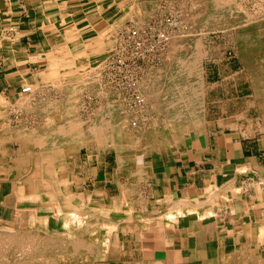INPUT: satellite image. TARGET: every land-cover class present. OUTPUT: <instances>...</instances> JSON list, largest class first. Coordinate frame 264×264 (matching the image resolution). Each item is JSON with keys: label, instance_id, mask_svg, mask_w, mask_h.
I'll return each instance as SVG.
<instances>
[{"label": "crops", "instance_id": "crops-1", "mask_svg": "<svg viewBox=\"0 0 264 264\" xmlns=\"http://www.w3.org/2000/svg\"><path fill=\"white\" fill-rule=\"evenodd\" d=\"M158 1L0 0V218L51 215L48 191L65 173L77 205L123 197L119 217H101L120 234L99 246V264H264V114L255 126L247 110L214 113L207 100L192 113L191 92L177 98L158 65L142 78L141 135L129 139L112 88L77 84L96 73L84 69L101 61L105 33L158 14ZM98 120L120 126L96 133Z\"/></svg>", "mask_w": 264, "mask_h": 264}, {"label": "rangeland", "instance_id": "rangeland-1", "mask_svg": "<svg viewBox=\"0 0 264 264\" xmlns=\"http://www.w3.org/2000/svg\"><path fill=\"white\" fill-rule=\"evenodd\" d=\"M213 1L214 0H159L158 3L160 6H158V14L151 15L147 20H136L132 26L129 25V27H146L164 23L167 17H174L177 21V26L174 27L163 25V27L168 30L169 35L166 47L159 55L160 60L148 63L145 72L159 65L160 70L163 72L159 74L157 79L162 82V85L164 82V86L169 88L173 86L171 80L174 76L176 81L174 88L177 98L181 97L184 93L187 94V92L192 91V106H195L191 110L192 113L200 115L201 110L199 109L203 107L204 101L207 100L210 103L211 111L214 113L218 112L217 106L223 104V107L229 110V112L247 110L248 117L250 120L255 121V126L263 124L264 0H230L223 1L222 3H214ZM121 31L122 30L119 29L117 31L111 30L109 33H105L108 38L106 39L107 41H102L104 44H102L103 47L100 51L102 55H100L102 57L101 61L84 69V71L95 70L96 73L91 77L87 76L86 73L83 75L80 74V78L77 82H81L79 85L81 88L84 86L99 87L100 85H106L112 88L111 94H106V96L115 99L112 102L115 101L119 103V106L115 109L118 116L121 112H126L125 114H127V112L130 113L131 111V117L129 116L127 123L125 122V124L122 125L126 129V132L131 133L133 131L132 135H130V139H136L137 136L141 135L142 123L140 115L141 112L146 109L147 99L143 106H141L142 103L134 107L131 106L129 100H133L132 97L129 99L127 94L124 93V89L121 90L116 87L115 83V85L111 83V78L106 71L108 62L114 57L116 52L118 36ZM87 53H89V51H85L82 54L84 55ZM186 71L187 73H185ZM92 78L93 80L91 81ZM142 78L138 81L137 89L139 91L142 85ZM67 80L72 84L71 78ZM83 80H88L89 83L82 84ZM114 91L117 92L115 93ZM141 93H143V91ZM185 94L183 96L186 97ZM81 112L86 113V111L82 110ZM177 112L188 111L187 109H181ZM133 121L139 126L131 125ZM135 132H137V134ZM135 143L134 141L131 144ZM126 192V190H123V195H125ZM129 192L135 194L134 188ZM122 201L123 197H117L111 200L108 198L107 205H93V211L98 215L94 218L102 221L103 218L99 217L100 215L103 217L111 213H113V216L119 217L120 203H122ZM64 204L66 203L61 199V208L65 212L69 211L71 207H67ZM36 208L38 209V207L33 208V213L36 212ZM32 216L33 217H18L16 221H8L0 218L1 247L8 249L3 252L1 251L0 264H16L14 260L22 253L17 249H9L11 247H9L10 244L7 242V239H9L8 237H10L9 235H14V238L19 239L26 238L25 236L29 234L34 235L33 238H26V241L30 243H27V246L23 243V248L27 247L30 250L45 251L44 253L42 252L43 256L40 257V259L61 261V258H63V260L66 258L68 262L65 260L61 261L63 264L64 262H66V264H99L102 260L99 256L101 254L102 257L106 256L103 255L102 240L108 237L105 235V230L110 233L111 229H113L110 225H107L105 228L103 226L96 228L100 234H104L102 237H98L97 234L88 235L92 242L98 237L97 241H95V247L92 246L90 249L85 248L83 250L78 247V249H76L75 259L72 257V261L71 256L74 254L72 253V248H70L68 244L74 241L76 237L78 238L80 236L79 238H82L83 235L85 236L87 230L80 227L75 231V226L80 224L79 222H75V224L72 225V233L70 234L69 229L68 234L66 230L58 225V223L54 222V220L46 221L44 219L45 217H38L36 214ZM144 224H148V222L144 221ZM115 225L116 227H114L112 233L117 231V233L119 232L120 234L118 224L115 223L114 226ZM82 226L86 225L82 224ZM63 232H65V235H63ZM111 236L107 238L108 251L112 245ZM99 246L102 247L101 250ZM27 248L26 250H28ZM96 248L98 251L95 250ZM95 253L98 254L96 255ZM9 257H11V262L8 259ZM28 257L26 258V264H38L39 257H33V255Z\"/></svg>", "mask_w": 264, "mask_h": 264}, {"label": "bare ground", "instance_id": "bare-ground-1", "mask_svg": "<svg viewBox=\"0 0 264 264\" xmlns=\"http://www.w3.org/2000/svg\"><path fill=\"white\" fill-rule=\"evenodd\" d=\"M223 1H230V0H214L213 2L214 3H222ZM132 19V18H131ZM112 38V37H111ZM107 41V40H106ZM104 44V43H103ZM109 44H111V43H109ZM98 45V44H97ZM112 45V44H111ZM116 45V44H115ZM111 48V47H110ZM107 50V49H106ZM164 51V50H163ZM162 51V52H163ZM197 51V50H196ZM115 52V51H114ZM84 53V52H83ZM105 53V52H104ZM83 55V54H82ZM106 57V56H105ZM74 61V60H73ZM71 62V61H70ZM187 62V61H186ZM191 62V61H190ZM192 63V62H191ZM190 64V63H189ZM56 65V64H55ZM54 65V66H55ZM154 65V64H153ZM197 65V64H196ZM152 66V65H151ZM190 66V65H189ZM195 66V65H194ZM78 67V66H77ZM186 68H188V67H186ZM186 70V69H185ZM192 70V69H191ZM180 72V71H179ZM182 72V71H181ZM183 72H184V70H183ZM86 73V72H85ZM185 73H187V71L185 72ZM179 74V73H178ZM182 74V73H181ZM191 74H192V72H191ZM175 75V74H174ZM200 75V74H199ZM198 75V76H199ZM173 76V75H172ZM191 76V75H190ZM81 77H83V76H81ZM98 78V77H97ZM47 80H48V78H46ZM82 79V78H81ZM85 79V78H84ZM44 80V79H43ZM93 80V78L91 79V81ZM60 81V80H59ZM173 82V86L172 87H175V78H174V76H173V78H172V80H171V83ZM255 82V81H254ZM89 82H88V80H83L82 81V84H88ZM78 84V86L81 84V82H78L77 83ZM185 85H187V84H185ZM57 86V85H56ZM163 86H164V82H163ZM183 86V85H182ZM30 87V91L32 90V86H29ZM85 87V86H84ZM35 88V87H34ZM81 88V87H80ZM79 88V89H80ZM37 89V88H36ZM177 89H178V86H177ZM182 89V88H181ZM140 91H141V89H140ZM139 91V93L141 94V97H142V100H143V102H142V104H141V106H143V104H144V102H146V98H145V95L143 94V93H141ZM181 91V90H180ZM179 91V92H180ZM188 91V90H187ZM198 91V90H197ZM192 92V91H191ZM184 93V92H183ZM197 93H199V92H197ZM185 94V93H184ZM183 94V95H184ZM191 94V93H190ZM188 95V94H187ZM164 96V95H163ZM191 97V96H190ZM181 99V98H180ZM195 100V99H194ZM197 100V99H196ZM28 101H29V98H28ZM48 101V100H47ZM67 101V100H66ZM201 101V100H200ZM27 102V101H26ZM173 102V101H172ZM196 102V101H195ZM48 103V102H47ZM61 103V102H60ZM108 103V102H107ZM111 104H110V109H111V107H112V109H111V114L113 115V116H115V117H118V115H117V113H116V108L119 106V103H117V102H110ZM54 104V103H53ZM184 104L186 105V103L184 102ZM146 105V104H145ZM191 105H192V97H191ZM263 105V104H262ZM57 106H58V104H57ZM187 106V105H186ZM50 107V106H49ZM113 107H115V109L113 108ZM193 107H195V106H192V109H193ZM201 107V106H200ZM45 108H46V106H45ZM122 109V108H121ZM198 110V109H197ZM200 110V109H199ZM49 111V110H48ZM124 112V111H123ZM46 113H47V111H46ZM126 113V112H125ZM125 113H122L121 112V117H122V120H119L118 119V122H122V124H125V122L127 123V119H128V117L130 116V113H131V111H130V113H128L127 112V114H125ZM185 113V112H184ZM99 114H101V113H99ZM139 114V113H138ZM181 115V114H180ZM141 116V115H140ZM182 116V115H181ZM26 117V116H25ZM131 117V116H130ZM47 118V117H46ZM141 118V117H140ZM173 118H174V116H173ZM105 119V118H104ZM175 119V118H174ZM101 120V119H100ZM100 120H98L96 123H95V126H93V125H91L92 126V130L94 131V132H96V133H101L100 131H103L104 129H106V127H107V125L106 126H104L103 124H101L100 122ZM110 120V119H109ZM131 120V119H130ZM46 122V121H45ZM48 123V122H47ZM50 123V122H49ZM107 123V122H106ZM59 124V123H58ZM77 124H79V125H85L84 127L85 128H90V125L88 124V122L87 121H77ZM105 124V123H104ZM128 125V124H127ZM131 125H135V126H137L138 124L136 123V122H134L133 121V124H131ZM119 126H120V124L119 123H117L116 125H114V126H112V127H107L108 129L110 128V129H112V132H113V134H114V132H115V130H118V128H119ZM139 126V125H138ZM137 126V127H138ZM34 128V127H33ZM36 129V128H35ZM53 129V128H52ZM56 129V128H55ZM55 129H53V130H55ZM73 129H74V126H73ZM82 130V129H81ZM80 130V131H81ZM130 130V129H129ZM52 131V130H51ZM51 131H49L50 133H51ZM61 131V130H60ZM35 132V131H34ZM28 133H30V132H28ZM48 133V132H47ZM73 134V132H70V134ZM82 133H83V130H82ZM92 133V132H91ZM90 133V134H91ZM95 133V134H96ZM105 133H107V132H105ZM104 133V134H105ZM132 133H133V131L130 133V132H127V134H128V138L130 139V135H132ZM136 134H137V132H135ZM134 133V134H135ZM31 134H33V133H30V135ZM35 134V133H34ZM80 134V133H79ZM27 136H28V134H27ZM64 136V135H63ZM140 136V135H139ZM31 137V136H30ZM33 137V136H32ZM74 137V136H73ZM29 138V137H28ZM27 138V139H28ZM63 138V137H62ZM72 138V137H71ZM65 140H66V138H64ZM75 139V138H74ZM81 139V138H80ZM99 139V138H98ZM73 140V139H72ZM71 140V141H72ZM56 141V140H55ZM69 141V140H68ZM75 141H77V140H75ZM74 141V142H75ZM88 142V141H87ZM47 143V142H46ZM69 143V142H68ZM80 143V142H79ZM34 144V143H33ZM112 145L113 146H117V145H119V143L118 142H114L113 141V143H112ZM40 146V145H39ZM50 146V145H49ZM62 148V147H61ZM69 148V147H68ZM43 149V148H42ZM49 149V148H48ZM30 150V149H29ZM54 151V150H53ZM62 151V150H61ZM31 153V152H30ZM48 155V154H47ZM65 155V154H64ZM51 155L49 154V157H50ZM55 156V155H54ZM48 157V156H47ZM52 158V157H51ZM75 158V157H74ZM18 160V159H17ZM28 160V159H27ZM125 160V159H124ZM56 162V161H55ZM72 162V161H71ZM52 163V162H51ZM54 163V162H53ZM61 165H63V164H61ZM18 167V166H17ZM61 168V167H60ZM67 168V167H66ZM65 168V169H66ZM22 169V168H21ZM63 169V168H62ZM61 170V169H60ZM243 170V169H242ZM26 171V170H25ZM57 172V171H56ZM75 173V172H74ZM62 176H64L63 178H61L60 180H58V186H57V190L55 189V190H53V191H48V199L47 200H49V203L48 204H52L53 205V208H54V211H52L51 212V215H46V216H48V217H45L44 219L46 220V221H49V220H54V222H56V223H58V225H60L62 228H64L65 230H66V233H68V230L70 229V234L72 233V225L73 224H75V222H79L80 224H78L77 226H75L76 228L74 229L75 231L76 230H78L80 227L82 228L83 227V229H85V230H87V233H86V235L84 236L83 235V237L82 238H74V241H72L71 243L69 242V244H68V246H70V248H72V253L74 254L73 256H71V260H72V257H73V259H75V254H76V252H77V250L76 249H78V247L81 249V250H83V249H85V248H87V249H90V248H92V246L93 247H95V241H97V238L98 237H102V235H104V234H100L97 230H96V228L97 227H99V226H103L104 228L107 226V225H110V224H108L106 221H104V219H102V221H99V220H97V219H95L94 217H97L98 215L93 211V208H92V206L90 205V204H88L87 202H84L83 201V203L81 204V205H77L75 202H74V198H75V193H73L70 189H69V175L68 176H66L65 175V173H63V175ZM41 178H42V176H41ZM70 178H72V176L70 177ZM78 178V177H77ZM74 179V178H73ZM81 179V178H80ZM80 179H76V180H78V181H80ZM44 180V179H43ZM79 183V182H78ZM81 184V183H80ZM21 186V185H20ZM71 186V185H70ZM75 187V186H74ZM53 188V187H52ZM72 188V187H71ZM74 190V189H73ZM22 191H24V189L23 188H21L20 189V192L22 193ZM88 191V190H87ZM86 191V192H87ZM43 192V191H42ZM96 192V191H95ZM45 193V192H44ZM77 193V192H76ZM46 194V193H45ZM91 194V193H90ZM19 195V194H18ZM96 196V195H95ZM64 200V202L66 203V204H64V205H66L67 207H71V209L69 210V211H67V212H65L62 208H61V206H60V200ZM80 199V198H79ZM197 199V198H196ZM103 200V199H102ZM46 201V200H45ZM198 201V200H197ZM89 202V201H88ZM204 202V201H203ZM42 205V204H41ZM120 205H121V203H120ZM117 209V208H116ZM170 212V211H169ZM182 213V209L180 210V209H177V211H171L169 214H168V216L170 217L169 219H172V218H174L175 216H177L178 214H181ZM210 213V212H209ZM167 216V215H166ZM99 217H102L101 215L99 216ZM103 217H107V215H105V216H103ZM166 218V217H165ZM150 219V218H149ZM130 220V219H129ZM146 220V219H145ZM81 222H83V223H81ZM87 223V224H86ZM112 223V222H111ZM82 224L83 225H86V226H82ZM101 224V225H100ZM48 225V224H47ZM113 225V226H112ZM145 225H147V224H145ZM111 227H113V229H111V231H110V233L107 231V230H105V235H107L108 237L109 236H111V233H112V231L114 230V227H116V225L114 226V224H111L110 225ZM48 228V227H47ZM63 229V230H64ZM82 232V231H81ZM263 232V231H262ZM69 234V233H68ZM82 234V233H81ZM90 234H97V236L98 237H96L95 238V241H90V238L88 237V235H90ZM16 235V234H15ZM18 235V234H17ZM63 235H65V232H63ZM74 235V234H73ZM10 237H8L9 239H7L8 241V243L10 244L9 245V249H17V250H19V251H21L22 253H20V256H18V258L17 259H15L14 260V262L16 263V264H26V258L28 257V256H30V255H33V257H39V259H40V257H42L43 256V253L45 252H43V251H41V250H30V249H28L27 247H24L23 248V243H25V245L27 246V243H30V242H27L26 241V238H33V236L34 235H32V234H29V235H27V236H25L26 238H23V239H19V238H14V235L12 236V235H9ZM17 237V236H16ZM106 237V236H105ZM108 237H106V238H104V240H102V246H103V250H104V252H107L108 251V245H107V238ZM2 238V237H1ZM5 238V237H4ZM261 238V237H260ZM76 239V240H75ZM3 240V239H2ZM28 240V239H27ZM73 240V239H72ZM60 241V240H59ZM62 242H64V241H62ZM23 248V249H22ZM26 248L28 249V250H26ZM25 249V250H24ZM5 250H8L7 248H5V247H1V242H0V253H1V251L3 252V251H5ZM95 250H97V248L95 249ZM102 250V251H103ZM57 251V250H56ZM90 251V250H89ZM43 252V253H42ZM80 252V251H79ZM93 254V253H92ZM96 255L98 254V253H95ZM64 256H66V255H64ZM61 257H62V255H61ZM10 258L11 257H9L8 259L10 260ZM29 258V257H28ZM38 259V264H63L61 261H67V259L66 258H64V260H63V258H61V261H58V260H47V259H40L39 260ZM69 260V259H68ZM33 261V260H32ZM73 261V260H72ZM75 261V260H74ZM8 262V261H7ZM10 262H11V260H10ZM36 262V261H35ZM68 262V261H67ZM91 262V261H90ZM70 263V262H69ZM37 264V263H36ZM64 264H66V262H64Z\"/></svg>", "mask_w": 264, "mask_h": 264}, {"label": "built area", "instance_id": "built-area-1", "mask_svg": "<svg viewBox=\"0 0 264 264\" xmlns=\"http://www.w3.org/2000/svg\"><path fill=\"white\" fill-rule=\"evenodd\" d=\"M163 25L174 27L177 21L174 17H167L164 23L123 29L118 36L114 57L106 66L111 83L124 89L129 99L132 97L129 103L133 107L143 102L137 86L146 73L147 64L159 61V55L166 47L169 35ZM23 91H30V87H24Z\"/></svg>", "mask_w": 264, "mask_h": 264}]
</instances>
